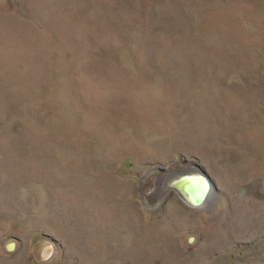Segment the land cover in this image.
I'll list each match as a JSON object with an SVG mask.
<instances>
[{
	"label": "rangeland",
	"instance_id": "1",
	"mask_svg": "<svg viewBox=\"0 0 264 264\" xmlns=\"http://www.w3.org/2000/svg\"><path fill=\"white\" fill-rule=\"evenodd\" d=\"M0 264H264V0H0Z\"/></svg>",
	"mask_w": 264,
	"mask_h": 264
},
{
	"label": "water",
	"instance_id": "2",
	"mask_svg": "<svg viewBox=\"0 0 264 264\" xmlns=\"http://www.w3.org/2000/svg\"><path fill=\"white\" fill-rule=\"evenodd\" d=\"M172 181H178L177 190L181 198L193 207H201L206 199V194L210 193V190L212 191L210 179L197 164L196 169L178 174V177L173 178Z\"/></svg>",
	"mask_w": 264,
	"mask_h": 264
},
{
	"label": "bare ground",
	"instance_id": "3",
	"mask_svg": "<svg viewBox=\"0 0 264 264\" xmlns=\"http://www.w3.org/2000/svg\"><path fill=\"white\" fill-rule=\"evenodd\" d=\"M196 176H199V175H196ZM197 178H198V177H197ZM208 193H209V192H208ZM210 193H211V190H210ZM209 198H210V197H209V194H208L205 200H209ZM203 204H204V203H203ZM203 204H202V205H203Z\"/></svg>",
	"mask_w": 264,
	"mask_h": 264
}]
</instances>
